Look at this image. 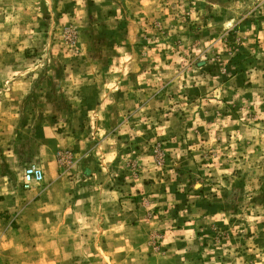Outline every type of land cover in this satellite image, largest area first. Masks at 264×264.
Returning <instances> with one entry per match:
<instances>
[{
    "label": "rangeland",
    "instance_id": "obj_1",
    "mask_svg": "<svg viewBox=\"0 0 264 264\" xmlns=\"http://www.w3.org/2000/svg\"><path fill=\"white\" fill-rule=\"evenodd\" d=\"M0 201V264H264V0H0Z\"/></svg>",
    "mask_w": 264,
    "mask_h": 264
},
{
    "label": "crops",
    "instance_id": "obj_2",
    "mask_svg": "<svg viewBox=\"0 0 264 264\" xmlns=\"http://www.w3.org/2000/svg\"><path fill=\"white\" fill-rule=\"evenodd\" d=\"M58 181H54L53 184H51V186L55 187L57 185ZM52 187V188H53ZM50 198L48 196L44 197L41 201V204H47L50 202L49 200ZM2 201H0L1 203ZM84 205L82 206V214H81V221H82V225L84 226H88L89 224H91V222L94 220V217H96V219H100L99 217V210H97V212H93V204L89 203L87 200H84L82 202ZM1 211V208H0ZM102 215V212H100ZM44 219H50L49 215L45 216ZM9 220V219H8ZM8 220L6 219L5 221V226L2 227L1 223H2V219H0V227H1V232H0V236L3 235L4 230H6V232L9 231V228L11 227V225H9L10 223L8 222ZM10 226V227H8ZM76 227V226H75Z\"/></svg>",
    "mask_w": 264,
    "mask_h": 264
},
{
    "label": "built area",
    "instance_id": "obj_3",
    "mask_svg": "<svg viewBox=\"0 0 264 264\" xmlns=\"http://www.w3.org/2000/svg\"><path fill=\"white\" fill-rule=\"evenodd\" d=\"M44 173L43 170L35 165L28 164L23 170V186L30 187L33 184H39L43 181Z\"/></svg>",
    "mask_w": 264,
    "mask_h": 264
}]
</instances>
